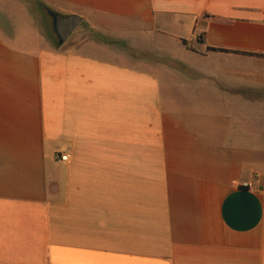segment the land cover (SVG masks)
<instances>
[{"label":"crops","instance_id":"obj_1","mask_svg":"<svg viewBox=\"0 0 264 264\" xmlns=\"http://www.w3.org/2000/svg\"><path fill=\"white\" fill-rule=\"evenodd\" d=\"M208 47L264 0H0V264H264V56Z\"/></svg>","mask_w":264,"mask_h":264},{"label":"water","instance_id":"obj_2","mask_svg":"<svg viewBox=\"0 0 264 264\" xmlns=\"http://www.w3.org/2000/svg\"><path fill=\"white\" fill-rule=\"evenodd\" d=\"M48 15L52 19V28L59 45L66 41L81 21V18L74 14L61 16L56 12L48 11Z\"/></svg>","mask_w":264,"mask_h":264},{"label":"trees","instance_id":"obj_3","mask_svg":"<svg viewBox=\"0 0 264 264\" xmlns=\"http://www.w3.org/2000/svg\"><path fill=\"white\" fill-rule=\"evenodd\" d=\"M182 43L186 44V42L184 40H182ZM207 49L208 50H218V51H222V52H233L236 54H243V55L256 56V57H263L264 56L263 54H258V53H247V52H241V51H232V50H226V49H221V48L208 47ZM135 54L143 56V54H141V53L139 54V53L135 52Z\"/></svg>","mask_w":264,"mask_h":264},{"label":"built area","instance_id":"obj_4","mask_svg":"<svg viewBox=\"0 0 264 264\" xmlns=\"http://www.w3.org/2000/svg\"><path fill=\"white\" fill-rule=\"evenodd\" d=\"M58 158H59L60 161H65V160H67V155L61 154V155H59ZM242 184L244 186L248 187V188H251L252 187L251 183H242Z\"/></svg>","mask_w":264,"mask_h":264},{"label":"rangeland","instance_id":"obj_5","mask_svg":"<svg viewBox=\"0 0 264 264\" xmlns=\"http://www.w3.org/2000/svg\"><path fill=\"white\" fill-rule=\"evenodd\" d=\"M129 49H128V51H129V54L130 55H133V56H136V54H135V52H131V49H130V47H128ZM133 51V50H132Z\"/></svg>","mask_w":264,"mask_h":264}]
</instances>
